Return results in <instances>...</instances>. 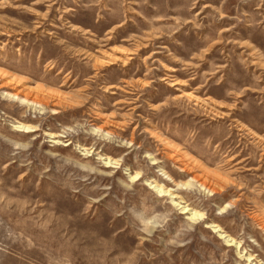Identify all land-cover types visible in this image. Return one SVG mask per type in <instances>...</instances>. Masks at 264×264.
Returning <instances> with one entry per match:
<instances>
[{"label": "rangeland", "instance_id": "1", "mask_svg": "<svg viewBox=\"0 0 264 264\" xmlns=\"http://www.w3.org/2000/svg\"><path fill=\"white\" fill-rule=\"evenodd\" d=\"M0 264H264V0H0Z\"/></svg>", "mask_w": 264, "mask_h": 264}, {"label": "bare ground", "instance_id": "2", "mask_svg": "<svg viewBox=\"0 0 264 264\" xmlns=\"http://www.w3.org/2000/svg\"><path fill=\"white\" fill-rule=\"evenodd\" d=\"M160 194H162L163 192H159ZM173 199H179L178 198V196H174L173 197ZM176 205V204H175ZM179 206V205H178ZM181 210H182V213L183 214H186V215H189V216H191L192 217V219H196V220H198V219H201L202 218V215L201 214H199L198 212H196V211H194L193 209H190L189 207H187L186 205L185 206H183V207H181L180 208ZM214 227H216V226H214ZM217 228V227H216ZM218 232H221L220 230H217ZM226 239V238H225ZM230 242H231V240H230Z\"/></svg>", "mask_w": 264, "mask_h": 264}]
</instances>
